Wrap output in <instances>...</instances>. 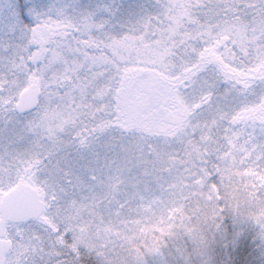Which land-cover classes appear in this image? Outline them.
Returning a JSON list of instances; mask_svg holds the SVG:
<instances>
[{"label":"snow or ice","instance_id":"1","mask_svg":"<svg viewBox=\"0 0 264 264\" xmlns=\"http://www.w3.org/2000/svg\"><path fill=\"white\" fill-rule=\"evenodd\" d=\"M249 229L264 0H0V264H212Z\"/></svg>","mask_w":264,"mask_h":264},{"label":"trees","instance_id":"2","mask_svg":"<svg viewBox=\"0 0 264 264\" xmlns=\"http://www.w3.org/2000/svg\"><path fill=\"white\" fill-rule=\"evenodd\" d=\"M226 227L232 228L231 219H226ZM246 249V250H245ZM212 264H264V253L261 252L259 242L253 237L249 229L246 244L233 245L224 240H217L210 249Z\"/></svg>","mask_w":264,"mask_h":264}]
</instances>
